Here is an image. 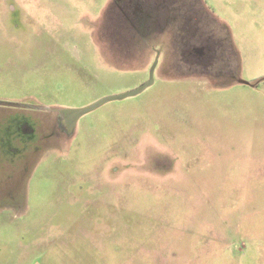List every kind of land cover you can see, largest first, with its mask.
I'll return each mask as SVG.
<instances>
[{
	"label": "rangeland",
	"instance_id": "rangeland-1",
	"mask_svg": "<svg viewBox=\"0 0 264 264\" xmlns=\"http://www.w3.org/2000/svg\"><path fill=\"white\" fill-rule=\"evenodd\" d=\"M136 1L0 0V264H264V0Z\"/></svg>",
	"mask_w": 264,
	"mask_h": 264
},
{
	"label": "flooded vegetation",
	"instance_id": "flooded-vegetation-1",
	"mask_svg": "<svg viewBox=\"0 0 264 264\" xmlns=\"http://www.w3.org/2000/svg\"><path fill=\"white\" fill-rule=\"evenodd\" d=\"M120 1L123 2L124 4H126L127 2L129 4H131L132 0H120ZM165 3L166 2L164 0H160V1L159 0H137L135 2V5H133V2H132V5H133L131 8V9H133L132 14L137 19H139V23L137 25L140 27V29H138V30L136 29L135 35H133L136 39L135 44H137V41L140 37H144L146 35H151L153 33L160 32V31H157L158 29H155L153 26L155 21H158V24H159L158 26L160 27V29L162 31H165L168 27H170L174 24L175 19L172 22V24L168 25L169 22L166 20H163L161 18V13H160L161 20L154 18L155 13H153V14L150 13V11L152 9H154L155 7H157L158 9L167 8V4H165ZM124 15H125V13H124ZM162 15H163V13H162ZM181 17H182V20L180 18V21H181L180 23H181L182 27L179 28V32H180L178 34L179 38L176 37L175 41L178 40L182 44L181 48H184V50L186 48V50L184 51V53L186 54L185 55L186 61H189V62L191 61L192 63L193 62L203 63L204 65L211 64V59H213V57L210 56L209 53H211L213 50L212 41L214 40L211 33H208V31L204 30L198 24L194 23L193 16L184 15ZM125 19H127L126 15L124 16V20ZM110 20H111V18L108 20V23L109 22L112 23L111 26H113V20H111V21ZM149 23H152L153 25L151 27L150 26L148 27ZM104 25L102 24V27ZM121 25L122 24L120 22V24L118 26H121ZM121 36H125V35L121 34ZM180 37L182 38V40L180 39ZM197 38H200L202 41V43L199 46L193 47L192 45L189 44V42L191 40L194 41L195 39L197 40ZM115 39L119 40V39H121V37L118 36ZM122 40H124V37L122 38ZM209 43H211V44H209ZM134 45H132V46H134ZM118 48H121V45H119ZM122 49H124V47H122ZM118 53H120V52H118ZM62 122H64V120H62ZM69 124L72 127V123L70 122V120H69Z\"/></svg>",
	"mask_w": 264,
	"mask_h": 264
},
{
	"label": "water",
	"instance_id": "water-1",
	"mask_svg": "<svg viewBox=\"0 0 264 264\" xmlns=\"http://www.w3.org/2000/svg\"><path fill=\"white\" fill-rule=\"evenodd\" d=\"M156 66H157V61L155 62V64L152 67L151 74H150V80L147 83H145L144 85H142L140 88H138L132 92L125 93V94L110 96V97L101 99L100 101L94 103L93 105H90V106L82 108V109H65V110H62V111H60L61 115H63L67 119H69L70 122L72 123V127H70V128L75 129L76 124L78 123L79 119L81 117H83L84 115L97 110L98 108L105 105L106 103H109L112 101H121V100L130 98V97H135V96L141 94L143 91H145L150 86H152V84L154 82L153 76H154V71L156 69ZM47 111H49V110H47Z\"/></svg>",
	"mask_w": 264,
	"mask_h": 264
},
{
	"label": "trees",
	"instance_id": "trees-1",
	"mask_svg": "<svg viewBox=\"0 0 264 264\" xmlns=\"http://www.w3.org/2000/svg\"><path fill=\"white\" fill-rule=\"evenodd\" d=\"M203 4V3H202ZM203 6L207 9V7L203 4ZM208 10V9H207ZM208 12H209V10H208ZM210 13V12H209ZM211 14V13H210ZM212 15V14H211ZM213 16V15H212ZM180 18H181V20H182V17H181V15H179V16H176V18H175V21L176 22H174V23H176L177 25L178 24H180ZM215 19V18H214ZM216 20V19H215ZM217 21V20H216ZM218 22V21H217ZM168 28H171V27H168ZM173 29V31L175 32V36L177 35V32H176V30L174 29V28H172Z\"/></svg>",
	"mask_w": 264,
	"mask_h": 264
},
{
	"label": "bare ground",
	"instance_id": "bare-ground-1",
	"mask_svg": "<svg viewBox=\"0 0 264 264\" xmlns=\"http://www.w3.org/2000/svg\"><path fill=\"white\" fill-rule=\"evenodd\" d=\"M69 127H71V126H69Z\"/></svg>",
	"mask_w": 264,
	"mask_h": 264
}]
</instances>
